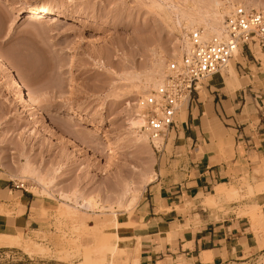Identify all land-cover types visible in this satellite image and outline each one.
I'll use <instances>...</instances> for the list:
<instances>
[{"label": "rangeland", "instance_id": "rangeland-1", "mask_svg": "<svg viewBox=\"0 0 264 264\" xmlns=\"http://www.w3.org/2000/svg\"><path fill=\"white\" fill-rule=\"evenodd\" d=\"M216 1L220 2L218 9ZM237 3L264 10V0H0V57L22 81L25 93L33 97V103L27 104L13 79L0 69V179L10 180L11 185L1 196L0 216L10 220L19 216L25 211L22 199H28L38 221L36 230L0 232L24 241L21 247L0 245V264L139 261L142 236H119L121 225L116 230L112 226L115 219L132 215L144 200L162 154V149L138 144L131 127L139 99L155 90L140 87L141 80L147 74L164 79L168 62L184 54L180 51L189 31L178 26V14H194L196 6L209 15L219 11L224 23ZM37 5L48 8L59 21L44 15L17 20ZM253 51L264 60L260 49ZM238 62L244 59L235 56L218 73L227 86L233 80L232 67L238 74ZM211 79L203 82L201 93L207 92ZM26 161L44 177L43 183L22 175ZM147 174L155 177L143 185ZM19 183L25 189H16ZM130 183L141 191L133 207L101 209ZM224 187L236 189L239 197L229 199L223 194L217 196V203L205 205L217 207L222 198L239 205H256L259 200V206L245 209L240 216H251V231L258 249H263L264 164L253 171L251 179L246 176L239 184ZM73 192L94 198L101 208L81 209L73 220L63 212L67 204H76L62 196ZM115 210L113 216L110 211ZM102 223L105 229L91 228ZM127 226L146 229L144 224L123 225ZM26 243L46 251H25ZM210 260L206 255L205 261L213 264ZM242 263L264 264V256L238 262Z\"/></svg>", "mask_w": 264, "mask_h": 264}, {"label": "crops", "instance_id": "crops-1", "mask_svg": "<svg viewBox=\"0 0 264 264\" xmlns=\"http://www.w3.org/2000/svg\"><path fill=\"white\" fill-rule=\"evenodd\" d=\"M241 58L244 62L236 63L237 89L230 90L217 74L206 93L188 99L165 138L156 178L148 184L144 200L132 215L118 220L121 225L146 227H121L117 232L136 239L142 236L138 264L182 260L211 264L205 261L206 255L213 264H238L264 256V248L258 249L251 231V216H240L245 209L259 206V200L256 205H239L222 198L217 207L205 205L211 195L215 203L223 195L216 194L217 187L239 184L246 176L251 179L253 171L264 164V60L256 58L255 52ZM9 183L0 179V202ZM22 205L25 211L12 220L0 216V232L36 230L38 221L30 201L22 199Z\"/></svg>", "mask_w": 264, "mask_h": 264}, {"label": "built area", "instance_id": "built-area-1", "mask_svg": "<svg viewBox=\"0 0 264 264\" xmlns=\"http://www.w3.org/2000/svg\"><path fill=\"white\" fill-rule=\"evenodd\" d=\"M188 31L190 48L168 62L162 84L139 99L134 113L136 130L146 133L157 151L163 146L155 142L165 140L175 128L188 99L199 94L205 80L227 69L237 52H264V10L237 3L225 17L222 35L208 37L202 27ZM14 186L25 189L23 183Z\"/></svg>", "mask_w": 264, "mask_h": 264}, {"label": "bare ground", "instance_id": "bare-ground-1", "mask_svg": "<svg viewBox=\"0 0 264 264\" xmlns=\"http://www.w3.org/2000/svg\"><path fill=\"white\" fill-rule=\"evenodd\" d=\"M214 4H215V7L216 8L218 6H220V2H217L216 1ZM192 10H194V14L195 15L193 14L192 11H190V13L189 12H181V14H178V16H177L178 19L176 18V20H177V24H178V26L180 28H183L185 26V28L188 31V29H190V28H196V27H199L200 28L202 26V28L205 29L208 37H211L213 35H222L223 34V23H222V19H224V18H223V16L220 15V13H218L219 11L216 10L217 12H214V10H212L214 12V13H212L213 15H209L208 13H204V12L199 11L196 6H193V9ZM38 15H44V16H48V17L51 16L54 19V22L55 21H57V22L59 21V17L57 15H54L48 8L44 7L43 5H37L36 7H34L31 10V12H29L26 15H24L23 18H21V17L18 16L17 17V20H22V19H24V20L35 19ZM167 16H168V19H170V20L173 19V17H171L170 14H168ZM174 26L176 27L177 25L175 24ZM183 41H184L183 42V47H182L183 49L180 51L181 53H182V51L184 53L186 50H188L190 48V42H189V39H188V36L187 35L184 36V40ZM235 56H242V55H241L240 52H237ZM263 66H264V62H263ZM0 69L3 70L7 75H9L13 79L14 84H15V87L19 91H21V94L25 97V99H24L25 102L27 104L33 103V97L29 93L28 94L25 93V87H24L22 81H20L17 78V76H16L15 72L13 71V69L7 64V62L2 57H0ZM232 71L234 73L232 75L233 80L230 82V84H228V86L230 88H232L233 90H235V89H237L239 87V80H238V77H237V75L235 73V69H233V67H232ZM155 74H157V72ZM158 74H159V72H158ZM157 77L158 76H154V75H151V74L150 75L147 74L146 77H144L143 79L141 78L142 80H141V86L140 87H143L146 90H148L150 88L156 89L163 82L162 81L163 79L161 77H160L161 79H159ZM131 127L135 131V134H136L135 135L136 136V142L138 144L139 143H142V144L144 143L143 145L144 146L147 145L146 147L151 146V145L153 146V144H151V141H150L149 136L146 133L136 130L139 127V123H138V121H137V119L135 117L131 121ZM77 141L83 144V142L80 139V137H77ZM160 141L161 140L155 142L156 146H158V144L160 143ZM143 145H141V146H143ZM153 148L155 149L154 146H153ZM21 173H22V175H24L26 177L29 176L28 178H30V177L32 178L33 177V179H35L36 181H38L40 183H43L45 181L44 177L41 176V175H39L32 168V166L30 165V163L28 161H26V163L23 164V166H21ZM154 177L155 176L152 175V174L145 175L144 176V179H143V185L148 184L149 183V179L150 178L152 179ZM138 189L139 188H137L136 185L134 186V184H132V183L127 184L125 186L123 192H121V195L118 194L119 196L117 197V199L115 201L113 199V203L111 201H106V204L108 202H111V204L109 206H106V207L103 206V208H101L99 206V204L95 200H93L94 198L92 199V197L90 199H88V198H85L83 196H79L77 192H73L72 194H68V193L67 194H62V196L64 198L70 199V201H72L74 204H76L75 207L70 206V205L67 204L66 205L67 206V209L63 213L67 214L70 218H72L73 220H75V217L78 215V213H80L81 209L84 210V209H88L89 208V209H91L93 211H96V210H98V209L101 208L103 210H106V209H111L112 210L114 205H116L119 209H130L131 207L134 206V204L136 203V201L139 200L138 197H140V195L138 196V194L141 191L138 190ZM218 193L226 194L229 199H233V198L239 197L238 191L236 189H234V188L227 189L226 187H224V185L217 187L216 194H218ZM205 202L206 203L215 204V202H216L215 195H211L210 197H208L207 200H205ZM103 210H102V212H104ZM126 211H128V210H126ZM110 212L112 213L113 216H116V213H117L116 210L115 211H110ZM120 225L121 224L118 222V220L115 219V225H113L112 227L115 228V230H116L117 228L123 227V225H121V226ZM103 226H105V225L102 223V225L101 224H98L97 226H95V227L93 226L91 228L93 229V231L94 230L95 231H98L100 228L101 229L104 228ZM262 239H264V238L262 237ZM23 242L24 241H22V238L21 237H17L16 235L15 236H11V235H6V234H0V245H6V246L9 245L11 247H13V246H19V247H21V246H23L22 245ZM32 246L31 245H27V243H26V246H25L26 250L25 251H28L29 250V252H31V250H32L33 252L36 251V252H42V253L46 251L44 248H38L37 246L36 247H32ZM207 259L210 260L211 257H209L207 255ZM136 260H138V258ZM139 260H140V258H139ZM91 263H90L89 260H86V261L82 262L81 264H91ZM138 263H139V261H137V263L135 262V264H138ZM98 264H100V262H98Z\"/></svg>", "mask_w": 264, "mask_h": 264}]
</instances>
